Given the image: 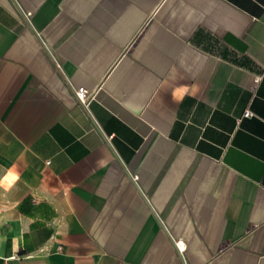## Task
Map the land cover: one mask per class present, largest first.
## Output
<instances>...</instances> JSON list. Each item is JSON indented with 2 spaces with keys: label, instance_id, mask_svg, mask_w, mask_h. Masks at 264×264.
Wrapping results in <instances>:
<instances>
[{
  "label": "crops",
  "instance_id": "0c3cea01",
  "mask_svg": "<svg viewBox=\"0 0 264 264\" xmlns=\"http://www.w3.org/2000/svg\"><path fill=\"white\" fill-rule=\"evenodd\" d=\"M0 264H264V0H0Z\"/></svg>",
  "mask_w": 264,
  "mask_h": 264
},
{
  "label": "built area",
  "instance_id": "2783aa9c",
  "mask_svg": "<svg viewBox=\"0 0 264 264\" xmlns=\"http://www.w3.org/2000/svg\"><path fill=\"white\" fill-rule=\"evenodd\" d=\"M31 14H32L31 12H28L26 16L29 17L31 16ZM261 80H262V76L256 77L257 83H260ZM75 93L79 103L86 109L90 106V103L95 97V92L85 86L77 87ZM253 115L254 113L251 110H247L245 112V116H253ZM176 245L180 252H183L185 250V245L181 241L176 242Z\"/></svg>",
  "mask_w": 264,
  "mask_h": 264
},
{
  "label": "clouds",
  "instance_id": "9594fccd",
  "mask_svg": "<svg viewBox=\"0 0 264 264\" xmlns=\"http://www.w3.org/2000/svg\"><path fill=\"white\" fill-rule=\"evenodd\" d=\"M186 88V86H184Z\"/></svg>",
  "mask_w": 264,
  "mask_h": 264
}]
</instances>
